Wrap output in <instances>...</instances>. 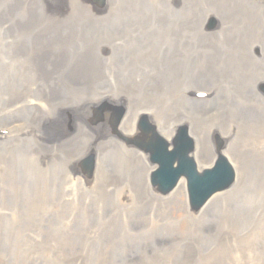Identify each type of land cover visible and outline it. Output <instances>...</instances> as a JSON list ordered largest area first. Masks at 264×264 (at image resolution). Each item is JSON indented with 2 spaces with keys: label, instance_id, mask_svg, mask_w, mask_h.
<instances>
[{
  "label": "rangeland",
  "instance_id": "374dc122",
  "mask_svg": "<svg viewBox=\"0 0 264 264\" xmlns=\"http://www.w3.org/2000/svg\"><path fill=\"white\" fill-rule=\"evenodd\" d=\"M25 1L12 0L15 11L23 16ZM112 1L109 13H98L80 0H69L65 11L46 13L43 30L63 28L71 17L77 23L79 16L111 23L106 28L112 33H97L93 41L100 44L101 57L104 47L113 51V62L101 67L106 85H97L102 91L116 87L126 104L154 106L160 91L150 79L160 68L162 85V67L176 81L195 80L215 88L218 94L206 110L190 112L188 118L194 123L195 140L210 133L214 151L229 150L225 154L237 168V185L196 214L183 193L159 199L147 185L141 161L122 168L115 150L111 153L115 162L109 161L107 168L103 158L98 161L100 183L105 182V187L97 198L78 189L90 188L93 180L80 172L68 175L55 151L49 153L56 158L46 164L41 150L29 148L25 156L29 173L39 178L28 180L24 171L13 167L17 144L11 143L0 150V162L16 176L13 186L12 182L0 185V230L6 228L18 237L17 245L0 257V264H264V120L244 111L246 107L255 113L264 110V79L257 71L261 48L257 44L249 47L236 30L229 29L234 14L253 17L250 24L264 26V0ZM212 23L215 26L210 28ZM16 31L15 22L4 17L0 0V102L17 94L39 96V86L60 81L65 70L80 77L81 64L74 66L65 60L60 66L46 65L37 62L32 51L19 53ZM82 31L75 28L70 35L78 38ZM77 46L72 41L51 49L54 57L69 59ZM246 49L253 60L234 58L233 53ZM204 70L210 76L202 79L199 75ZM84 87L94 88L95 83L88 81ZM237 89L238 95L234 93ZM175 94L169 92L160 122L175 109ZM243 98L248 103L240 106L236 99ZM217 125L220 129L213 128ZM112 148H105V153ZM45 167L54 171L45 172ZM22 236L27 248L22 246L19 251ZM129 252L133 259L127 261L122 254Z\"/></svg>",
  "mask_w": 264,
  "mask_h": 264
},
{
  "label": "bare ground",
  "instance_id": "6f19581e",
  "mask_svg": "<svg viewBox=\"0 0 264 264\" xmlns=\"http://www.w3.org/2000/svg\"><path fill=\"white\" fill-rule=\"evenodd\" d=\"M2 1V0H1ZM234 22H231L229 24V29L231 30H236V33L243 39V41L249 45V47L257 44L261 48V57L259 60V66H258V75L260 79H264V26L259 25V24H250V22L253 20V17H244L240 18L237 14L233 15ZM245 22V24L242 27H237L238 23ZM199 34V31H197ZM227 33H229L227 31ZM230 34V33H229ZM228 36V34H225ZM209 35H206L205 37H208ZM54 42L52 39L47 40L45 43L41 45L42 48H51L53 47ZM89 51L80 53L81 55H84L85 57L89 56ZM231 55V54H230ZM234 58L240 59L241 57H244L249 60H253V56L251 55L250 49H246L243 53H233ZM110 60H113L110 59ZM135 60V59H134ZM101 66L98 64L94 65V69L96 72L100 70ZM163 69V68H162ZM202 74H205L202 75ZM163 76H166V84L164 83L163 86H161L160 91H165L163 93V96L161 100H158V103L161 105L168 104V96L170 91H174L175 94V99L178 101L176 104L175 109L172 111L170 116L165 119L164 121H161L155 125L157 133L166 136L168 140H171L173 135L175 134L176 127L174 126L175 124H188V125H193V121L188 118L190 112H202L206 110L205 106H209L211 104V101L203 103L201 100L193 99L189 93V89L193 87V85L197 86H202L203 82H194L192 80H183V81H176L167 71H164ZM209 72L208 71H203L200 73L199 77L200 78H207L209 77ZM97 77H95V80ZM151 84L154 83L152 79H150ZM51 90H55L54 85H49ZM213 95H217L218 91L213 88ZM212 90L207 91L208 93L212 92ZM188 91V92H187ZM240 90L237 89L234 93L238 95V92ZM42 93L47 92V85H43L41 89ZM253 92V90H252ZM233 94V92H232ZM252 94V93H251ZM83 97H85V94H82ZM120 97H117L111 99L113 101H117ZM237 104L240 106H244V104L248 103V98H243V99H236ZM5 108H11L13 114L16 112L19 113L21 111L23 112H28L29 110H32V108H29V105L27 104V97H13L9 99H5L0 103V111ZM17 111H16V110ZM221 109V108H220ZM229 109L225 111L226 115L228 118H231ZM244 111H246V114L249 115L250 117H253L255 119H261L264 120V110L260 113V110H258V113H255L251 108H244ZM140 113H149L152 114L151 110L148 109H129L126 113L124 122L122 124V131L127 133H130V131H135V125L136 121L138 119V116ZM60 114V111L55 115V117L52 119L51 123L46 127V130L41 133L43 139H39L37 141V145L41 144H52L53 140H49L48 137H50L53 133L57 134L61 139L65 138L66 132L64 129V124L61 116H58ZM6 117V115H4ZM158 122V121H157ZM66 124V121L64 122ZM213 128H219L220 127L217 125ZM132 133V132H131ZM193 134V133H192ZM211 135L210 133L207 134L206 137L196 139L195 140V150H193L192 155L194 156V159L196 163L198 164L199 168L202 169L204 166H209L213 163V161L216 158V153L215 151L211 148ZM117 148H112L110 150V153H113ZM125 149V148H124ZM128 149H120L119 153L124 154L123 156H127L126 154L131 153L130 151H126ZM22 151L26 153L23 149ZM225 153H229V150H224L222 154L226 157ZM139 155L138 153H136ZM13 159H15L16 163H18V160L24 161V158H18L16 154L12 155ZM140 156V155H139ZM1 160V159H0ZM134 157L130 158L129 160L125 161L124 164L125 166L131 165L134 162ZM237 172V168L234 164H232ZM144 166L147 167L146 163H144ZM43 171H48V170H53L52 167H45L42 169ZM146 170V169H145ZM238 175V173H237ZM15 178L16 176L10 171V168H7L4 166L3 163L0 162V185H3L5 182H12L15 184ZM238 180V178H237ZM98 181V180H97ZM101 185H103L101 187ZM237 185V182L234 183V185L226 192L223 194H219L214 196L211 200L210 203H216L219 199L227 195L229 192H231ZM104 187H105V182L100 183L98 181L95 185H92L90 188L83 189L82 187H79L78 189L82 193H86L88 195L95 196L99 198V191L101 190L104 192ZM177 190V191H176ZM185 190V183L184 181L179 184V186L174 190L175 194H177L179 191H184ZM104 196V195H103ZM174 196V195H173ZM171 198V197H170ZM169 199V198H168ZM69 228V227H67ZM17 233L11 232V231H6V228L3 230H0V257L4 258V255L6 251L11 250L14 245H17ZM24 237L22 236L20 242H19V251H21L22 246L24 248H27L26 245L24 244ZM76 240L75 238H71V241ZM134 252V251H133ZM133 252H129L128 254H122L123 256L126 257L127 261L130 259H133ZM20 254V252H19ZM23 264H27V261L24 262Z\"/></svg>",
  "mask_w": 264,
  "mask_h": 264
},
{
  "label": "water",
  "instance_id": "95a60500",
  "mask_svg": "<svg viewBox=\"0 0 264 264\" xmlns=\"http://www.w3.org/2000/svg\"><path fill=\"white\" fill-rule=\"evenodd\" d=\"M228 174L226 175V177L222 180V182L219 184L221 186L227 184L230 180H231V175L229 174V171H227ZM192 173L190 168L185 169V174L188 176L189 180L192 183V186L190 187V192L192 194V202L194 205L199 206L203 203V201L209 196V194H211L212 192H214L217 188H214V182H213V178L216 174L219 173V170H216L213 173L216 174H212V173H207V176L203 179H193L190 178L188 174ZM226 180V183H223V181Z\"/></svg>",
  "mask_w": 264,
  "mask_h": 264
}]
</instances>
